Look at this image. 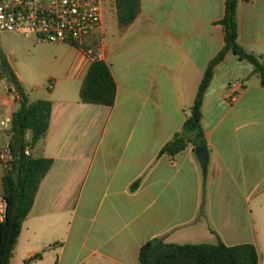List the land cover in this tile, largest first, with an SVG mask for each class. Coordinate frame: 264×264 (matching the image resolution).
I'll return each instance as SVG.
<instances>
[{
    "label": "crops",
    "instance_id": "1",
    "mask_svg": "<svg viewBox=\"0 0 264 264\" xmlns=\"http://www.w3.org/2000/svg\"><path fill=\"white\" fill-rule=\"evenodd\" d=\"M223 3L138 0L133 21L119 28L113 0H102L94 53L115 83L109 106L79 101L90 59L77 46L35 47L47 49L53 72L49 92L26 100L50 102L46 130L29 154L50 164L6 264H139L140 246L153 238L251 242L264 264V86L245 59L227 50L204 88V173L191 143L161 151L222 46ZM235 12L236 42L264 60V0H236ZM0 78V110L10 114L17 103ZM230 78L243 84L233 102L223 96ZM10 138L0 130V147Z\"/></svg>",
    "mask_w": 264,
    "mask_h": 264
},
{
    "label": "trees",
    "instance_id": "2",
    "mask_svg": "<svg viewBox=\"0 0 264 264\" xmlns=\"http://www.w3.org/2000/svg\"><path fill=\"white\" fill-rule=\"evenodd\" d=\"M235 5L236 0H224L223 14L219 20L222 46L210 58L199 78L193 101L189 105V114L184 119L180 130L173 132L161 147V151L173 153L180 150L186 143H191L194 147L204 144L200 122V101H202L204 88L212 76L213 66L222 59L227 50L239 59H245L251 65V70L259 76L260 85L264 86V60L245 51L236 42ZM113 6L116 24L122 28L135 18L138 0H113ZM97 43V37L93 36L90 52L85 53L83 49H80L90 60L78 87V99L80 102L109 106L114 99L115 83L107 63L94 53ZM0 63L2 65L0 73L18 93L17 106L11 112L8 133L11 137L14 133L24 136L27 132L28 144L32 148L46 130L50 102L46 98L27 102L23 85L11 62L0 54ZM9 145L12 151L11 138ZM24 145L25 141L22 142L19 152L13 153V159L0 176L1 193L5 200V215L0 224V264H6L11 256L20 225L29 211L38 183L50 164L49 157L25 155ZM257 255L251 242L227 245L217 239L213 244H176L162 243L158 238H153L140 246L137 260L139 264H257Z\"/></svg>",
    "mask_w": 264,
    "mask_h": 264
},
{
    "label": "built area",
    "instance_id": "3",
    "mask_svg": "<svg viewBox=\"0 0 264 264\" xmlns=\"http://www.w3.org/2000/svg\"><path fill=\"white\" fill-rule=\"evenodd\" d=\"M102 0H0V32L32 37L36 41L53 43L67 42L90 52V42L97 33L101 22ZM243 87L240 78H230L223 96L233 102ZM7 94L17 102L18 93L9 85ZM11 113L0 110V130H8ZM25 141L23 152L29 154V134L22 136ZM22 145V143H21ZM9 143L0 147V163L5 168L13 159ZM5 215V200L0 193V224Z\"/></svg>",
    "mask_w": 264,
    "mask_h": 264
},
{
    "label": "rangeland",
    "instance_id": "4",
    "mask_svg": "<svg viewBox=\"0 0 264 264\" xmlns=\"http://www.w3.org/2000/svg\"><path fill=\"white\" fill-rule=\"evenodd\" d=\"M33 43L27 38L11 32H0V48L8 50L6 56L4 50L0 49L1 56L9 60L20 76L27 99L46 95L51 89L52 69L49 66L51 55L46 48H35L36 46L51 45L52 42L40 41ZM35 44V45H34ZM38 44V45H36ZM67 44V43H66ZM5 85V80L0 78V88ZM25 262H28L25 260Z\"/></svg>",
    "mask_w": 264,
    "mask_h": 264
},
{
    "label": "water",
    "instance_id": "5",
    "mask_svg": "<svg viewBox=\"0 0 264 264\" xmlns=\"http://www.w3.org/2000/svg\"><path fill=\"white\" fill-rule=\"evenodd\" d=\"M0 67L2 68V65L0 63ZM11 142H12V150L15 154H17L21 148V143H22V136L19 134H12L11 135ZM195 152V156L197 158V161L201 167V171L204 173L205 171V165H206V152H207V147L206 145L202 144V145H198L194 148Z\"/></svg>",
    "mask_w": 264,
    "mask_h": 264
}]
</instances>
